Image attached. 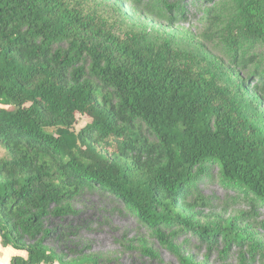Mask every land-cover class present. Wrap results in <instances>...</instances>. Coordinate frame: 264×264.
I'll use <instances>...</instances> for the list:
<instances>
[{"label": "trees", "instance_id": "trees-1", "mask_svg": "<svg viewBox=\"0 0 264 264\" xmlns=\"http://www.w3.org/2000/svg\"><path fill=\"white\" fill-rule=\"evenodd\" d=\"M231 1L237 32L220 39L236 65L226 74L124 28L97 0H0V239L27 253L11 264H101L46 245L65 238L48 222L73 215L70 202L86 189L114 196L174 251L165 226L258 250L233 220L195 222L202 201L187 202L197 174L217 164L225 184L264 203V130L245 97L253 90L264 102V70L254 85L238 71L244 42L264 45V0Z\"/></svg>", "mask_w": 264, "mask_h": 264}, {"label": "rangeland", "instance_id": "rangeland-1", "mask_svg": "<svg viewBox=\"0 0 264 264\" xmlns=\"http://www.w3.org/2000/svg\"><path fill=\"white\" fill-rule=\"evenodd\" d=\"M97 1L115 12L124 28L140 32L150 41H171L194 53L198 61L216 73L223 70L221 67L226 74L234 70V58L227 43L220 39V34L237 32L231 0ZM238 56L248 62L244 68L239 65L238 71L254 85L255 77L264 70V45L246 41ZM245 97L248 118L264 130L263 100L253 90H248ZM143 130L146 132L145 126ZM0 157H8L2 147ZM191 186L188 204L202 201V205L192 209L195 222L203 225L213 220H233L236 229L253 237L258 250L250 252L247 247L235 246L227 249L220 238L212 244H202L182 226H165L162 234L174 251L162 244L122 202L99 189H86L70 202L73 215L48 222L49 229H61L65 238L59 242L54 235L46 245L59 253H68L73 247L76 253L95 255L101 264H181L179 255L192 258L196 264H264V203L225 184L217 164H210L203 174H197ZM140 240L148 243L156 258L143 256Z\"/></svg>", "mask_w": 264, "mask_h": 264}, {"label": "crops", "instance_id": "crops-1", "mask_svg": "<svg viewBox=\"0 0 264 264\" xmlns=\"http://www.w3.org/2000/svg\"><path fill=\"white\" fill-rule=\"evenodd\" d=\"M15 257L27 258V253L11 247H3L0 239V264H11L12 259Z\"/></svg>", "mask_w": 264, "mask_h": 264}]
</instances>
